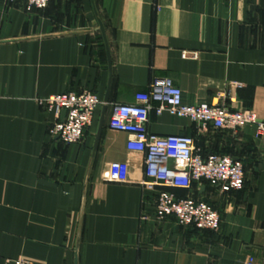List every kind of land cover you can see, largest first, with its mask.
Returning a JSON list of instances; mask_svg holds the SVG:
<instances>
[{
    "label": "crops",
    "instance_id": "1",
    "mask_svg": "<svg viewBox=\"0 0 264 264\" xmlns=\"http://www.w3.org/2000/svg\"><path fill=\"white\" fill-rule=\"evenodd\" d=\"M0 0V264H264V136L152 111L149 131L188 135L197 151L244 162L245 185L223 192L144 185L143 154L109 127L115 103H135L171 78L190 104L208 101L264 119V0ZM187 52L189 57L183 58ZM198 53V58H192ZM89 90L102 100L82 142L51 133L40 98ZM106 121L84 194L106 95ZM205 200L220 226L159 220L160 191Z\"/></svg>",
    "mask_w": 264,
    "mask_h": 264
},
{
    "label": "built area",
    "instance_id": "2",
    "mask_svg": "<svg viewBox=\"0 0 264 264\" xmlns=\"http://www.w3.org/2000/svg\"><path fill=\"white\" fill-rule=\"evenodd\" d=\"M25 1L28 10L44 9L50 3V0ZM182 56L189 57L187 52ZM198 56L194 53L191 57ZM39 103L54 112L52 135L66 144H75L83 141L102 100L94 92L83 90L40 98ZM63 111H66L64 117ZM152 111L159 115L169 111L198 124L225 130L251 127L255 138L264 136V119L251 110H233L223 104L208 101L187 103L182 89L171 78L152 82L147 91L136 94L135 103H115L112 106L109 127L127 132L130 135L127 149L144 156L147 177L144 185L190 189L194 182L208 181L220 185L223 192L244 187L246 172L243 161L230 155L209 154L203 157L195 147L194 138L188 135L160 136L150 132L148 124ZM154 210L159 220L173 215L185 227L215 230L221 223L219 211L207 201L192 196L179 197L166 190L160 191ZM253 261L251 258L250 263ZM14 264L33 263L18 258Z\"/></svg>",
    "mask_w": 264,
    "mask_h": 264
},
{
    "label": "water",
    "instance_id": "3",
    "mask_svg": "<svg viewBox=\"0 0 264 264\" xmlns=\"http://www.w3.org/2000/svg\"><path fill=\"white\" fill-rule=\"evenodd\" d=\"M92 3H93V6H94L95 13H96V15L98 17L99 28L102 31V34H103V37H104V40H105V43H106V46H107L108 56H109V61H110V66H111L109 46H108V40H107V36H106L105 26H104L102 20L100 19L99 15H98V11H97V8H96L95 0H92ZM108 103H109V94H107L106 97H105L103 108H102V112H101V117H100V120H99V127H98L97 132L94 134L95 143H94L92 157H91V160H90V164H89L88 171H87V174H86V179H85V188H84V194L85 195L87 193V187H88L89 178H90L93 166H94V159H95L96 153L98 151L100 139L102 137V133H103V129H104L105 121H106V112H107V109H108ZM62 115L64 117L66 115V111H63Z\"/></svg>",
    "mask_w": 264,
    "mask_h": 264
}]
</instances>
